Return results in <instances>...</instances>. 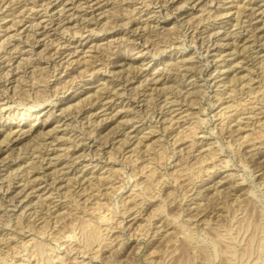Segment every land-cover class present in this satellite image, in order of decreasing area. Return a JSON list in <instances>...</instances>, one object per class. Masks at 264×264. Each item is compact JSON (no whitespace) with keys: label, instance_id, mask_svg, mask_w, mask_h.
Instances as JSON below:
<instances>
[{"label":"rangeland","instance_id":"rangeland-1","mask_svg":"<svg viewBox=\"0 0 264 264\" xmlns=\"http://www.w3.org/2000/svg\"><path fill=\"white\" fill-rule=\"evenodd\" d=\"M48 1L0 0V45L11 41L6 44L8 50L2 52L6 55L0 57V104L12 105L10 111L7 107L0 111V147L9 140L10 129L17 132L21 127L28 130L32 124L37 127L36 131L11 141V145L15 142L12 150L0 153V264L4 256L9 257L8 263H13L19 259L17 254L32 255L34 264H264V155L259 164H253L250 157L252 148L264 150V133H260L259 125L255 130L252 129L255 124L246 123L249 113L244 112L252 102L242 105L233 116L219 115L234 103L225 93L224 82L236 74L237 82H241L243 76L246 79L250 75L257 76L258 71L248 72L260 58L248 57L249 48L241 50L244 40L238 51H233L234 45H212L206 51V47L200 49L201 40L192 41V34L196 35L204 24L210 28L216 25L213 30L221 29V36L225 30L239 29L236 24L239 6L248 0H214L213 3V0H81L78 5V0H55L58 8H61L59 1L68 6L66 14L56 15L54 23H50L44 5H40ZM246 6L242 10L247 8L248 13L253 5ZM261 6L264 8V0H256L255 7ZM24 9H28L25 16L20 14ZM38 9L41 11L34 14ZM245 15L244 20H248ZM38 21L47 24V28L40 25L35 34L31 22L35 25ZM221 24L225 27H220ZM228 40L233 42L227 36L222 42ZM15 45L17 49L13 48ZM58 45L62 52L67 49L62 56L56 54ZM72 49H77L76 53L66 56ZM62 57L64 59H60ZM73 59L69 68L64 67ZM61 60L64 66L60 65ZM236 62L238 68L233 71ZM179 64L195 70L196 77L187 79L186 85L182 70L174 68ZM216 65L228 71L215 78L220 74L215 70ZM162 67L165 70L159 72ZM8 70L15 74L11 81H6ZM154 75L159 81H144ZM259 76L264 78L262 74ZM64 78L68 81H62ZM130 78L134 79L128 82ZM119 79L125 80L128 87L116 105L108 108L97 103L90 107L91 111L78 114V110L97 98L107 84L111 88ZM4 81L9 87L7 91ZM252 86L254 90L261 88L256 81ZM196 89H200L197 103L188 106L176 102L178 104L174 105L188 108L183 114L189 113L187 125L193 122L190 129L184 131V140L176 142V133L185 127L177 128L176 123L171 128L168 120L165 122L159 116L158 122H152L150 116L156 103L164 99L161 95L172 92L171 95L184 102L183 97L177 95L184 93L189 97L192 96L189 92L195 93ZM238 92L232 95L235 101H238L237 94L241 95ZM224 96L226 99H221ZM159 97L162 99L157 101ZM45 99L54 101L30 106ZM122 99L131 101L126 105ZM257 100L260 107L264 93L260 92ZM238 114L242 115L243 129L236 130L238 121L233 120L232 126L226 121ZM143 116L147 117V124L155 126L136 133L141 123L133 122ZM260 117L253 119L257 121ZM41 121L46 124L39 125ZM194 124L199 126L191 136L189 132ZM122 126L128 132L133 130L130 142L139 141L144 135L147 138L132 151L130 142L114 146L124 137L120 132ZM260 126L264 128V122ZM94 127L95 133L90 138L87 133L94 131ZM43 140L48 144L49 153L43 152L44 168H34L32 165L39 164V158L31 157L32 148H40ZM74 140L82 141L70 147ZM193 142L195 145L191 146ZM67 152L77 157L80 177L83 174L90 177L91 170L97 175L116 169L120 175L121 185L108 200L111 209L103 212L109 217V223L104 225L109 230L98 225L100 235L90 242L82 239L80 226L97 225L93 208L100 191L97 192L96 186L88 185L89 192L80 193L79 187L74 189V186L64 192L68 184L66 178L73 173L64 174L65 179L56 183L63 186L59 191L54 190L51 200L46 199L53 187L48 183L58 177V169L68 171L60 162L66 160ZM148 155L153 158L151 168L155 174L151 172L148 176L150 171H147L141 175ZM26 169L32 170V179L38 176L34 179V190L24 187ZM101 182L103 185L98 189L104 192L108 184L105 180ZM9 185L11 188L7 191ZM13 189L20 191L15 197L17 191ZM94 189L96 191L92 192ZM135 191L138 194H133ZM53 200L68 205L59 215L47 213L40 218L48 205L39 204ZM135 210H141V218L136 221L131 220L135 212L128 217ZM56 217L59 218L53 219ZM124 217L127 227L122 228L119 221ZM71 223L76 224L77 241L58 243L55 237ZM165 224L167 231L162 236L154 232ZM219 233L231 236L233 258L228 256V238ZM26 240L31 244L26 245ZM83 243L88 244L83 252L74 250ZM50 245L54 246L53 254L63 255V259L56 260L54 256L53 263L48 262Z\"/></svg>","mask_w":264,"mask_h":264},{"label":"bare ground","instance_id":"bare-ground-1","mask_svg":"<svg viewBox=\"0 0 264 264\" xmlns=\"http://www.w3.org/2000/svg\"><path fill=\"white\" fill-rule=\"evenodd\" d=\"M54 1L55 0H49L48 2L40 4V5H44V9L46 11V14L49 16L50 23H54L56 15H62L63 13L66 14L67 6H68V5H64V2L59 1V3H61V8H58L59 5L54 3ZM78 1L79 2L77 3V5L81 4V0H78ZM86 1L89 2V0H86ZM98 2L96 1V3H98ZM213 2H214V0L212 1V3ZM255 3H256V0H248V2H246L243 5L239 6L240 9H239L238 14L236 16V19H237L236 20L237 21L236 24L239 25V29H236V30H233V31L225 30L224 31L225 34L221 36V29L213 30V29L216 28L215 27L216 25H214V27L210 28L208 24L207 25L204 24L203 29H201V27H199V32L196 35L192 34V36H193V40L192 41L201 40L200 49L206 47L205 48L206 51H209V49L211 48L212 45H217V46L219 45L218 47L234 45L233 51H238L237 49L240 46V42L244 40L245 43L241 46V50L245 51L247 48H249L251 53L249 55H247L248 57L256 56L258 59L260 58L258 61H256V63H255L256 65H254V68L249 69L250 72H248V73H251V71H254V72L258 71L257 76L254 77V76L250 75L251 77L249 76V77H247V79L245 78L246 76H243L242 77L243 80L240 79L241 82H237L238 80L236 81L237 78H235L237 76V74H236L234 78L229 79V80L224 82V84H226L225 85V87H226L225 88V90H226L225 93H228V97H229L228 99L230 101H234V103L232 102L229 106L226 105L227 107L224 110H221L219 112V115H221V116H233L235 113L239 112V110L241 109L242 105H246V104L252 102V106L249 107V110L247 112H244V113H249L248 121H246V123L250 122L253 125L255 124V127L252 126V129H255V130H256V127H257L256 125H259V127H260L259 130L261 129L260 133L263 134L264 133V128L262 126H260V123L264 122V120H262V118L264 117V102H262L261 106L259 107L258 106L259 102H258L257 98L260 95V92L264 93V78L260 79V76H259V74L264 75V8L262 6L261 7H255ZM195 4H196V2L193 4V7H195ZM219 5L223 6V4H221V2H220ZM246 5H248V6L249 5H253V6H251L252 10L250 12H248V13H246V9L247 8L242 10L243 6L247 7ZM89 6H91V5H89ZM161 7H164V5H161ZM32 9L33 8H31V10ZM204 10H206V9H204ZM258 10H259V12H258ZM40 11L41 10L38 9L37 12H35L34 14H37ZM5 12L6 11H4L3 13H5ZM27 12H28V9H24V10L20 11V14L25 16ZM139 12H140V10H139ZM73 14H75V13H72V15ZM219 14H220V12L215 15V18ZM243 14H246L245 16L249 17L248 20H244ZM20 19H21V21H23V18H20ZM63 20L64 19H62L61 21H63ZM202 20H204V19L201 18V21ZM31 23H32L31 25H33V28H31V29L36 34L37 31H39L38 29H39L40 25H42V24L39 21L36 22L35 25H34V22H31ZM42 26L44 28H47V24L42 25ZM220 27H225V26H222V24H221ZM226 36L228 37V39H230V38L233 39L232 40L233 42H231V40H228L227 42H224V41L222 42V39H225ZM251 41H252V43H249ZM10 42H11L10 40H7V41H4V43H2L0 45V57H3V56L6 55L5 53L2 54V52H5V50H8V47L6 46V44H9ZM256 47H259L260 49L255 50ZM13 48L17 49L18 45H15ZM55 48H56V51H57L56 54H59L60 56H62L67 51V49H66V50H63V52H62V50L59 49V45H58V47L56 46ZM19 50H22V49H20V47H19ZM76 51H77V49L76 50L72 49V50H70V52H68L66 54V56L74 54V53H76ZM223 51L224 50H222V52ZM252 51H254V52H252ZM220 55H221V53H220ZM244 55H245V53H244ZM117 56H121L122 58H124V56L119 54V53H117ZM60 59H64V58L62 57ZM74 60L75 59L70 60L69 63L67 65H65V66H64V63H62L63 62L62 60L59 61V62H60V65L63 64L64 67L69 68L70 64H72V62H74ZM0 63H1V61H0ZM174 63L176 64V62H174ZM184 65L185 64H179V65H177L174 68L182 70V72H181L182 74L181 75L183 76L182 78L184 80V85H186L185 81L187 79H189V78L196 77V74H195V70L193 69V67L188 65L187 67L184 68L183 67ZM235 66L236 67L233 68V71L238 68V62L235 63ZM230 68H232V66H230ZM260 68H262L261 71H259ZM1 69H2V66L0 64V71H1ZM73 69H74V67H73ZM155 69H157V67ZM164 70H165V67H162V69L159 72H162ZM215 70H217L220 73L218 75H215V78L220 77V75L223 72L228 71V69L225 71V69L222 68L219 65H216ZM149 71H150V69H148V72ZM88 72H89V69H87V73ZM69 74H70V72H67V75H69ZM6 75H7L6 81L13 80L12 78L15 76L14 71H12V70H10V71L8 70ZM150 75H153V72ZM156 77H157V75L156 76L154 75L152 78L147 76L144 81L145 82H147V80L149 82L151 80L152 81H159V78H156ZM256 77H259V79L256 80ZM178 78H179V76H178ZM0 79H1V76H0ZM132 79H134V78H130L128 82L132 81ZM179 79H181V78H179ZM119 80H120V82L117 85L112 86L111 88H109L110 86L107 87L108 86V84H107L102 89L103 91L100 94H98L97 98H95L93 100H90L85 105H83L81 109L78 110V114H82L83 115L86 112L91 111L90 107L96 105L97 103H101V105L103 107H108V108L112 107L113 105H116L117 99L122 98L123 94L126 93V90H127V87H128V85H127L128 83L126 84L125 80H123V79H119ZM262 80H263V82H262ZM62 81H66L67 82L68 80H66V78H64ZM255 81L259 82V87H261L260 90H254L253 89L254 86H252V85L254 84ZM261 83H263V84H261ZM3 85H5V89L7 91V89L9 87H8V85H6V82L3 83ZM247 86H249V89H247ZM105 89H108V90H105ZM238 90H239V92H238ZM197 92H198V95H197ZM199 92H200V89H196L195 93L193 91H191L189 93H192V96H189V97L187 96V94H184V93H180L179 95H177L179 98L183 97L184 102H181V99L175 98L176 97L175 95H171L172 92H170V94H168L169 92H167V93L161 95L160 97L164 96V99L161 100V102H157L156 103L157 104L156 107H158L157 109H156L155 106H153L155 108H154V110L152 112V115L150 116L151 121L152 122H158V117L160 116L161 118H163V121H165V120L169 121V125L168 126L171 127V128L174 127V125L176 123L179 124V126L177 128H179L180 126L181 127L182 126L185 127V128H181V129L178 130V132L176 133L175 141L178 142V141L184 140L185 136H183L184 135L183 133H185L184 131H187V129H190L189 125L192 124L193 122L192 123L190 122L189 125H187V121H188V118H189V116H188L189 113L188 112L185 113L186 115L183 114V112L188 110V108L187 109L186 108L183 109V106H179L178 108H176L174 105L178 104L176 102H180V103H182V105L186 104L188 106H191L193 104V102L197 103L196 100H197V97L200 94ZM236 92L241 94L240 96L237 94L238 101H235L236 98H234V99L232 98V95L236 94ZM77 94H79V93L77 92ZM194 94H196V95H194ZM55 95H56V93H55ZM0 96H1V94H0ZM124 96H125V94H124ZM160 97L157 98V101L162 99ZM191 97H193V98L191 99ZM188 98H189V100H188ZM217 98H219V97H217ZM221 99L225 100L226 98L224 96ZM218 100L219 99H217V101ZM53 101H54L53 99H45L43 101L37 102L36 104L34 103V104L30 105V106L33 107L35 105H41L44 102H50V104H51V103H53ZM129 101H131V100H129ZM126 102L127 101H124V99H122V103H126ZM128 102L126 103V105L128 104ZM6 104H0V111H3L5 109V107H7V111L11 110L12 105L8 104L6 106ZM201 110H202V108H201ZM177 111H179V112H177ZM167 112H169V115H167L168 114ZM259 115L261 116L260 119L255 121L253 118H255L256 116L258 117ZM1 116H3V115H1ZM166 116H168V117H166ZM185 116H186V118H184ZM146 118H147L146 116L139 117L140 121L135 120L133 122V124H135V125H136L137 122L141 123L135 129L136 133L139 130H141V129L144 130V129L150 128L151 126H155L154 123L153 124H147L148 119H146ZM250 119H253V120L250 121ZM201 120L205 121L204 119H200L199 121H201ZM233 120L234 121H238L237 123H235V125L237 126L236 130L243 129V126L241 124L242 123L241 122V120H242V115L241 114H238L234 119L227 120L226 123L228 125L232 126V121ZM199 123H201V126H203L202 122H199ZM44 124H46V123H43L42 121L39 123V125H44ZM121 124L122 123H120V125ZM33 125L34 124H32L28 130H24L21 127L19 129V131H17V132H15L14 130L10 129L9 132H8V136H7V138L9 137V140L4 144V146L7 147V149L5 150V149H3L4 146H1L0 147V153L12 150L11 148L14 145L15 142H13L12 145L10 144V142L17 140V137H20L21 135H24L27 132L36 131L37 127H33ZM198 126L199 125L194 124L192 126L193 130L191 129L190 132H189L190 134L189 133L188 134L191 135V136L193 134H195L194 131H195V129H198ZM95 129L96 128L94 127V131L91 130V131H89L87 133V134H89L90 138L92 137L93 132L95 133ZM126 130L127 129L124 126H122V128L120 129V132H122V134H124V137L120 138V140L118 139L119 141H116L114 146L117 143H121L123 145V144H128L131 141V139H132L131 132H133V130L129 131V132L126 131ZM152 131H154V130H152ZM11 134H13V136H11ZM78 135H80V134H78ZM117 137L118 136H116L114 139H116ZM143 138H147V135H144L143 137H141V140H139V141L135 140V141L129 143V145L132 146L131 151L134 150L138 146V144L143 141ZM84 139L85 138H82V140H84ZM249 139L250 138H248V140ZM5 140H6V138H5ZM82 140H77V141L74 140V143L71 144L70 147H72L73 145H76V144L78 146ZM203 141H204V138H203L202 142ZM196 142H199V141L196 140ZM202 142L200 141L199 144L202 143ZM46 144L47 143H45L44 140H43V141H41L39 143L40 148H36V149L32 148L33 151L31 153L32 154L31 157H33L34 159H35V157L39 158L38 159V163L39 164H37V162H35V163H33L35 165L34 166L32 165V167H34V168H38V167L39 168H44L43 162H44V160L46 158V157H44L45 156L44 154L46 152L49 153V151H48L49 148H48V146H46ZM193 145H195L194 142L191 144V146H193ZM201 146H203V144H201L200 147ZM252 149H253L252 150L253 152L250 151L251 152L250 153V157H252L251 161L254 160L253 164L261 163L263 161L261 158L264 155V150H262V149L259 150V147H255V148H252ZM198 150H200V148ZM28 152L29 151H27V153ZM43 152H45V153H43ZM9 154H10V152H9ZM18 155L21 156V153H18ZM150 155H148V158H147L148 163L145 164L143 166V168L141 169V175L143 173L146 174L147 171H150V173H148V176L151 175V172L153 174H155L153 168H151L152 167L153 158H151ZM65 156H66L65 157L66 160L65 161L62 160L60 162H61V164H63L64 168H68V171H65L67 173H64L62 169H58L57 168L58 172H60V173H59L58 177L54 178V181L52 183H48V185L51 184L53 187L50 189L51 192L46 196V199L47 200H51L52 197H53L52 193L54 192V190L57 189L59 191V189L63 186V184H60L58 186L56 183H57L58 180L65 179V175L64 174H69L70 175L71 173H73V176H68L66 178V181H67L68 184L65 187L66 191H64V192H69L71 190L72 186H74V189H75V187L76 188L79 187L78 191H81L80 193L85 192V191L89 192L90 188L88 187V185L93 184L92 187L96 186L97 192L100 191V194H97L98 200L94 203L95 207L93 208L95 210V214L97 215V217H96L97 218V225L96 224L92 225V224L87 223V224H84V225L80 226V232H81L82 239H85L86 242H90V241L94 240L98 235H100L98 227H97L98 225L103 226V228H105L107 231L109 230V227H107V226L104 227V225H107L109 223V217H108L107 214H105L103 212H106L108 209H111V206H110L111 204H110V202L108 200H109V198L111 196L110 194H112V192L116 188H119L120 185H121V180L119 179L120 175H119V173L117 172L116 169H114L112 171H109L107 174H105V173L104 174L103 173L99 174L98 173L97 175L95 174V172H93V170H91L90 171L91 174H89L90 177L87 176V174H83V176L80 177V174H77L78 171H79V167H77V162H78L77 157H73V154L69 155L68 152L65 153ZM50 163H53V161H51ZM3 165H6V164L3 163ZM149 168H151V170H149ZM26 170L28 171V173H26V174H28V176L26 177V182L24 183V187H26V188L29 187V188H32V190H34L35 189V184H34L35 180L34 179L37 178L38 176H36L34 179H32L33 175L30 174L32 172V170H28V169H26ZM38 170H40V169H38ZM82 170H84V169H82ZM62 175H64L63 178L61 177ZM29 176H30V179L28 178ZM103 180L107 181L106 183L108 184V185H106L104 192L101 191V189H98V188H100L103 185V183L101 182ZM87 181L88 182L90 181V182L87 184L86 183ZM118 182L120 183L119 185H117ZM2 187H3V185H2ZM10 188H11V185H9V187L6 190L8 191ZM96 190L94 189L92 192H94ZM12 191L15 192V191H17V189H13ZM19 193H20V191L18 190L15 193L14 197L17 194H19ZM133 194L136 195L138 193H136V191H135V193H133ZM27 196H29V193L26 195V197ZM41 197L42 196H40V194H39L38 198L41 199ZM87 198H89V197H87ZM10 200H14V199H10ZM128 200H130V199H128ZM23 201L24 200H22V202ZM32 201L33 200H31L29 203H31ZM55 202L56 201H54V200L53 201H49V202L43 201L42 203L39 204L41 206H43L44 204L48 205L47 211L44 212L43 216H41L40 218L44 217V215L47 214V213H50V215L53 214V213H56V215H59L58 212L62 208H64V206L68 205V204H66V202H63V201H60V202H57V203H55ZM25 203L28 205L27 202H25ZM72 210H74V208H72ZM134 212L136 214L131 218V220L136 221L137 219L141 218V210H135V211L131 212L130 214H128V217L132 216V213H134ZM58 218L59 217H56V218H53V219H58ZM57 222H58V220H56V223ZM119 224L121 225L122 228L127 227L126 218L124 217L123 220H120ZM162 226L160 228H158L157 230H154V232L156 234L160 235V236H162L161 234H163L164 231H167V228H166L167 224H165V226L163 228H162ZM68 227L69 228H66L62 232L61 235L55 237V239H56V241L58 243H60V244H72L74 241L75 242L77 241V235L75 234L76 224L71 223L70 226H68ZM105 229H103V230H105ZM219 235L228 238L227 239V245L230 248V253L228 254V256L230 258H233L234 245H233V240L232 239L230 240L231 236L229 234H227V233H223V234L219 233ZM9 238L13 239V236H10ZM27 241L28 240H26V242H25L26 245L31 244V243H29ZM49 244L50 243H48V245ZM87 246H88L87 243H83L82 247L81 246L80 247L77 246V247L74 248V250H77V251L80 250V252L81 251L83 252V248H86ZM25 247L27 248V246H25ZM53 247L54 246L50 245L49 250L51 252H48V255H50L49 259H48V262H52V263H53L55 257H56V260H61L64 257L63 255H60V254L59 255L53 254ZM16 256H19V259L15 260L13 263H8L9 262V257L8 256H4L3 259H2V261H4L3 264H34V258H33L32 255L22 256L20 254H17ZM82 256H84V255H82ZM76 257H78V256H75L74 258H76Z\"/></svg>","mask_w":264,"mask_h":264}]
</instances>
